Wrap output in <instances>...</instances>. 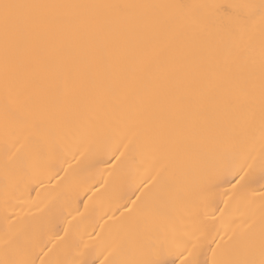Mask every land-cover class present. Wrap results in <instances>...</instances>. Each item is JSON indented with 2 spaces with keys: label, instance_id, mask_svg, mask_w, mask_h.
Masks as SVG:
<instances>
[{
  "label": "bare ground",
  "instance_id": "1",
  "mask_svg": "<svg viewBox=\"0 0 264 264\" xmlns=\"http://www.w3.org/2000/svg\"><path fill=\"white\" fill-rule=\"evenodd\" d=\"M2 2L46 7L19 10L7 69L0 19V258L6 234L34 242L36 264H119L150 258V245L194 217L207 240L249 223L258 233L264 21L257 14L235 54L226 22L201 6L261 0ZM172 15L181 26L158 31L155 20ZM6 139L22 146L23 167L6 164Z\"/></svg>",
  "mask_w": 264,
  "mask_h": 264
},
{
  "label": "snow or ice",
  "instance_id": "2",
  "mask_svg": "<svg viewBox=\"0 0 264 264\" xmlns=\"http://www.w3.org/2000/svg\"><path fill=\"white\" fill-rule=\"evenodd\" d=\"M43 5H21L8 2L0 3V19L3 20L5 29V66L9 63V53L7 44L9 40L19 43L23 34L18 26L21 22L20 9L24 8H42ZM81 8H119L118 5H82ZM137 7V6H123ZM177 9H183L189 6L172 5ZM201 7H210L214 13L223 18L226 22L225 30L232 37V47L235 54L241 51V43L249 36L251 26L257 14L261 21H264V0L260 4H217ZM34 24L41 22L40 17L33 18ZM85 25H90L98 30L106 28L110 21L107 19H97L85 17L81 21ZM182 24L179 16H161L155 20V26L158 31H168L178 28ZM34 59L40 62H46L47 56L42 48L36 47L31 50ZM262 91H264V64H262ZM7 84V80H6ZM21 145L16 140L9 142L6 139L5 152L11 153L6 164L11 162L14 165L23 167L25 158L21 156ZM15 149V151H13ZM235 175V174H234ZM135 201L133 205H135ZM135 211L134 206H129V215ZM254 225L249 223L244 231L239 235H233L224 240H216L213 237L207 240L206 234L201 230L199 221L194 217L190 226L174 228L170 236L161 241L150 245L153 255L150 258L120 261L119 264H264V220L261 221L258 233L253 231ZM215 245V246H213ZM35 243L23 239L17 235H5L3 240V258H0V264H36L34 258H31V251ZM43 247H47L45 244ZM41 248V251L43 250ZM210 249L211 255L204 260L198 259V256L205 250ZM51 249H49V252ZM49 253L46 252L45 256ZM170 257H174L170 259ZM40 264H45L43 257ZM47 264H63L59 260H50ZM103 264V262H102Z\"/></svg>",
  "mask_w": 264,
  "mask_h": 264
}]
</instances>
